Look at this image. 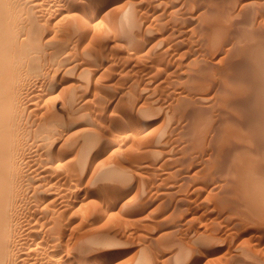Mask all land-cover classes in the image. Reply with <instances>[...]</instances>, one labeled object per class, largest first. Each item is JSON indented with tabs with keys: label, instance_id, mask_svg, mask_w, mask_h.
Segmentation results:
<instances>
[{
	"label": "bare ground",
	"instance_id": "obj_1",
	"mask_svg": "<svg viewBox=\"0 0 264 264\" xmlns=\"http://www.w3.org/2000/svg\"><path fill=\"white\" fill-rule=\"evenodd\" d=\"M89 1H91L93 4L92 9L88 6H84L86 4L81 6L80 0H78V2L76 1V4H69L67 6V8L63 7L65 5L60 6L61 8H59L58 6H53L52 5L53 3L51 4L49 0H0V264H50L53 260H55L54 257L63 248L62 245L58 246L57 243L58 242H59V244H61L62 242L64 243L63 239L66 235L64 232H62V231H64V229L61 228V230H60V226H61L60 221L64 222L65 221L64 215L66 214V211L71 210V208L69 209V207H72V208L74 207V206L69 205V201L75 202V199L74 198H73L74 200L72 199L73 193L71 191H73L75 188H77L76 186H78V185H76L75 188L73 189V185L75 183L78 184V179H79L78 176H80L82 174L81 171H84L83 168L86 170L88 168V170H89V169H93V168L95 169V167H97V166H95V161L98 159V157L105 150L106 144L109 143L110 138L113 139V142H114V138H115L114 136L117 135L116 132H122L123 131V133H125L126 135L128 134L129 136H127V137H130V138H132L134 136H138V135H140L142 138L145 136H148L146 134L148 131L146 133H145V131L147 130V127L149 125V120L144 118L143 115H141V114L139 116L137 114L136 116H138V117H135V115H134L135 118H132L131 120L130 119L127 120V118H126V120L124 118H123L124 120H120L119 118H116L114 116L112 118H116L115 120H118V121L120 120V121L119 122L116 121L117 125L115 127H112L111 125H109V124H111L110 123L111 121L108 122V124H107L108 126H102V124H101L100 125V127L102 128L100 130V131H102L101 134H99V133L95 134L96 132L94 130L98 129V128H94V129L88 128V130L90 129V131L83 130L82 132H84V131L87 132L84 134L80 133V135H79L75 132L77 135H73L75 133H70L69 136L66 135L67 131L71 130L76 125V123H78L76 121V118L78 119V118H80V116H84L85 114H87V112H86L87 108L86 107H88L89 103H96V102H92V101L91 102L89 101V103L87 102L89 100V98H88L89 92H90L89 90H91V88L89 89V87H86V86H88V84L90 85V83L86 82V84H87L86 86L81 85L83 88H85V90L83 88L77 89V87L80 86L81 82L82 83H85V82L82 81V79L80 82V80H74V78H73V77H75V75L77 74L76 72H78V71H79L78 75H80V76L84 75L85 77L87 76V79H88L89 75L94 76L95 70H92V67H93L92 64L87 65V66H92V67H90L92 71L91 70L89 71L88 69L84 68L85 63H87V62L83 63L84 65L82 63H80V61H79L80 64L77 63L79 58H77V60H73V61L69 62V59H72L71 57L74 55V52H75L74 50H76L77 48H78L77 50H80V48H79L80 44L83 41H86V39L85 40L82 39L83 36H80L79 34L75 33L76 31H80V29H81L80 26L83 25V24H80V22L82 23L84 21V20H81L79 22V19L82 16H80V18H78V17H79V15H82V14H78V13L82 12L83 14H88V16L92 20L95 17V13L101 14L100 12H104L103 13L104 16L109 14V16L112 17V20H109V21H112L111 23H112V27L114 28V31H115V29L118 28L119 24L123 25L124 24L123 22H126L129 25L127 31H125V32L123 31L124 33H119V32L115 31L116 34L113 35V38H111V39H113L112 42L119 43V45H121L122 47L127 48V49L132 48L129 52L130 54L128 53V55H130L131 58L132 57H134L135 59L136 58H138V59L147 58V60H148V58L151 59L150 65L148 64L149 67L147 66L148 69H150V70H148V72H150V73L152 70L153 71H155V70L160 71V69L163 70V67H164L162 65L163 62L165 63L166 67H169V69H173L172 72L177 73V75H175L176 73H173V75H175L176 80H179L178 82L181 84L182 88H181V91L177 94L178 95L177 97H172V98H176V99H174L176 101L179 98L178 103L176 102L177 105L175 103V105L177 106V107L175 106L176 114H178L180 116V118H182V120H185L187 122V124H184V123H186V122H184L183 126L193 125V123H194V125H196L195 128H193V132H191L192 130L189 131V132L193 133V134H191L193 136L188 135L187 132H185V133L188 136H191V137H189V139H191V138H192L191 140L195 139V141L193 142V148L197 149L198 152H200V153L202 152L203 153L202 155H205V154L207 155V153H208L207 152L208 150H205V149H207V146L204 147L205 146L204 142L207 141V144L209 143V147L212 143V141H211L212 136L209 133H211V134L217 133L220 130L221 123L224 122L223 125H225L226 122L237 117L236 119L232 120V121H235L236 123L235 122H234V124L231 123V126L236 128L237 130H239L238 127L239 128L242 127L241 121L244 120V118H245V117H243V119L241 121L238 119V118H240V119L242 118V117H238V115L241 116V113L243 112L242 111L240 114H238L240 112L241 108H243L242 110H244V108H246V110H247V108H249V107L252 109H255V108L257 109L260 106V110L257 109L256 111H261L264 108V107H261V105L264 106L263 105L264 104V80H261L264 76V72H262L263 70L261 69V67H262L261 64H263L262 62H264V60H262L264 57L261 59L262 54H264V40H263L264 36L263 37L260 36V34H262L264 32V12H263L264 11V0H223V1L222 0H137V1H133V0H127L126 1L125 0L120 5H118V3H117L119 0H89ZM67 2H70V1L67 0ZM72 2H75V1L71 0V3ZM60 5H61V3H60ZM112 5H117V6H113V9L111 8L108 10L109 6H112ZM89 8L91 9V13L89 12L90 11ZM211 10H218L220 15L218 14V11H216L215 13H217V15L220 16L219 18L224 19L223 21L228 22V24L223 23V24H226L225 26H223L222 24H220L221 19L219 20V18L216 19L215 23H210L211 21L209 22L208 20L204 22L203 19H201L202 16H200V14H202L204 12L206 13V11H207L206 14L209 16L210 15L209 11H211ZM70 11L74 12L71 15V16L75 17V19H76V20H74V22L77 21L80 24V25H78V28H76V29H79V28L80 29L74 30V32H72V31H73L74 27H77V23H71V24H74V27H73V25L69 26L70 28L73 27V28H71L72 30L70 31V33L72 32L73 34H68V35H71L72 37L76 35V39H77V37L80 36L79 39L76 40L77 41L76 44H74V45H78V46L77 47L75 46L76 48L72 49L74 51L72 54H70L71 52H67L68 51V49L66 48L67 43H63L62 41H60V40H64V39L59 38V37L63 36V34H60L59 30L62 28L61 31L64 33L65 29L63 30V28L70 25L69 22L73 21L72 20L73 17L69 16L71 14V13H69ZM231 11L233 13V15H232L233 18L230 16L232 14ZM225 12L230 13V14H227V18H229L228 20H225L227 18L223 17V14ZM257 12L258 13L261 12L260 13L261 20H259L257 22V24H254L255 20H256V16H259V14H257ZM65 13H69V15L66 14V16H65ZM213 13H214V11H213ZM207 15H205V16H207ZM228 16H230V17H228ZM63 18H65V19L67 18L66 21L70 20V21H67V23H65L66 26H64V27H62L63 26L62 23L60 24V21L65 22V20ZM81 19H83V18H81ZM199 19H201V20H199ZM52 22H54L53 28L58 26V25H59L58 28L61 27L59 30L56 29L58 31V33L53 31V29L51 28ZM98 22H102V21L101 20L97 21V24L94 27H97V26L101 27V26H99L100 23H98ZM89 23L90 22H88V24ZM121 23H123V24H121ZM56 24H58V25H56ZM92 25H94V24H92ZM92 25L87 26V28L88 27L93 28ZM101 25H102V23H101ZM105 26H104V28H105ZM115 27H117V28H115ZM67 28H66V32L64 33L65 35H66V33H68ZM70 28H68V29H70ZM126 28L127 27H125V29ZM100 30H102V29L100 28ZM118 30L119 29H117V31ZM161 30H164V31H162L163 33H161ZM51 31H53L54 34H56V35L60 34L61 36H59V37H58V35L54 36L51 33ZM94 31H96V29ZM119 31H121V30H119ZM157 31H158V33H157ZM99 32H104V30L99 31ZM99 32L98 33L93 32V34L94 35L97 34V36L99 37L100 36V35H98V34H100ZM108 33L109 32H107V34ZM156 33L158 35H160V34H164V35H162L163 37H159L157 39L156 37H154V34H156ZM89 34H91V33H89ZM82 35H83V33H82ZM87 35H88V32L86 33V35L84 33L85 38H88ZM109 35H110V33H109ZM263 35H264V33H263ZM91 36H93V35H91ZM104 36H100V39L103 40L102 37H104ZM56 37H58L59 39H56ZM63 38H69V37L65 36ZM92 38L93 37H91V39ZM95 38H93V39H95ZM70 39H71V37H70ZM97 39L98 38H96V40ZM92 40L89 39L90 42H92ZM67 41L68 40H66L64 42H67ZM100 42H102V41H98V44H96V45L98 46L100 44ZM86 44H90V43H86ZM68 45H69V43H68ZM116 46H118V45L116 44ZM87 47L90 48V47H92V45L91 46L87 45L86 49H84V50L82 48V51H84V53H82V52L81 53L87 55L88 59L90 58L88 61H90L92 63V62H94V60H92L95 57L94 53L97 50L94 51L91 48H90L91 50H89ZM93 48H94V46H93ZM97 48H100V47H97ZM103 48H106V47H103ZM77 50H76V52H77ZM120 50H122V49H119V51ZM222 50H223V56H221L219 58V61L215 60L217 62L212 63L213 61L211 62L210 61L211 59L210 60L206 59V57H208V55L210 53H211L210 55H212V57H214L213 55H216L215 54L216 52L222 51ZM81 53L77 52V54H80V55H81ZM112 53H114V52H112ZM77 54L75 53V55H77ZM80 55H78L77 57H80ZM177 55H179V57L181 55L180 58L181 59L183 58L186 60V62H185L186 65L182 64L183 59L181 60L180 58L175 57ZM112 56H113V54H112ZM173 56H174L173 59L177 58L180 60V61H177V63H181L183 65L181 69H179V66L181 64H178L179 66L176 64L174 68L171 67V65L173 66L174 62H170L169 59ZM81 58H82V56L80 57V59ZM99 58H101V55L99 56ZM128 59H130V58H128ZM166 59H168L167 60L168 62L166 61ZM177 59H175V61ZM131 60H133V58ZM84 61H86V60H84ZM143 63H145V62H143ZM67 64H69V65L67 66ZM98 64H100V63H98ZM245 64L248 66V68H250V70H251V68L254 69L253 74L250 73L253 71L249 72L253 76L251 77L250 80L248 79L246 81L243 80V79H245L243 77L245 74L241 73V71L244 72L245 67H247ZM159 67H160V69H159ZM94 69L98 70L99 68L94 67ZM144 71H146V70H144ZM160 72H162V71H160ZM260 72H262L261 75H263V76L262 77L260 76V79L258 80L256 78H259V77H256L254 75H255V73H257L256 75L259 76ZM156 73H158V72H155L152 74H156ZM170 73H171V71H170ZM170 73H168V74L171 77ZM239 73H241L243 75L239 77V75H240ZM84 76H82V77H84ZM149 76L151 77L153 75H149ZM254 77L257 81L254 79ZM79 78L80 77H78V79ZM76 79H77V77H76ZM171 80L174 81V79H171ZM75 81H76V83L78 82L79 85L74 83ZM86 81H88V80H86ZM172 81L170 83H172ZM260 81H263L262 84L260 83ZM95 84H97V83L95 82ZM174 84L175 83H173V85ZM97 85H99V84H97ZM165 85H167V84H165ZM164 87L166 89H168L166 86H164ZM177 87H179V86H176V88ZM79 88H81V87H79ZM93 89H94L93 91H95V88H93ZM119 89L120 88H118L116 90H119ZM173 89L175 90V88H173ZM77 90H79L80 92H77ZM91 92H92V90H91ZM167 92H169V91H167ZM93 93L95 94V92H93ZM254 93H255V95H254ZM120 94H122V93H120ZM250 94L253 95V96H251L252 98L245 100L246 97L249 96ZM168 95H170V94H168ZM91 98H95V97H91ZM248 98H250V96ZM94 101H95V99H94ZM86 103H88V105H86ZM161 103H163V100ZM85 105H86V107H85ZM165 106L163 107V105H162V108H165ZM171 106H172V104H171ZM169 107H170V105L168 106V108ZM94 109H95V107H94ZM231 109H232V112L237 111V109H240L237 113L238 115L236 113H233L236 116H234L233 114H232L233 117L230 116V113H232V112H230ZM233 109H236V110H233ZM168 110H170V109H168ZM168 110H166V111H168ZM248 110H251V109H248ZM127 112L129 115L130 114L129 111H127ZM246 113L245 114L243 113V115L246 116ZM251 113H255L254 117H256V118H257V116H260V113H258V112L257 113L251 112ZM262 113H264V111ZM88 114H89V112H88ZM256 114H257V116H256ZM169 115H167V116H169ZM167 116L165 115V117H167ZM254 117H253V119H254ZM263 117H264V115H263ZM153 118L155 119V117H153ZM246 118H249V116ZM259 118H261L260 120H264L262 117H259ZM72 119H73V121L70 122V120H72ZM97 120H98V118H97ZM179 120L180 119H178V121ZM98 121L101 122L102 120H98ZM232 121H230V122H232ZM245 121L249 122L250 120L248 119ZM93 122H95V121H93ZM258 122H260V121H258ZM101 123H103V125H104L106 122H101ZM249 123L252 124L254 122H249ZM260 124H262V123H260ZM97 125H98V123H97ZM229 125H227V126H229ZM180 127L181 126H179V128ZM186 127H184V128H186ZM189 127H192V126H189ZM243 127H244V125H243ZM249 127L251 128V126H249ZM254 127H252L251 129H253ZM257 127H255V128H257ZM172 128L175 129V126ZM224 128H225V126H224ZM263 128H264V126H263ZM225 129H223V130H225ZM236 129L232 128L231 129L232 131L228 130L229 131L227 133L228 136L226 137L225 142L224 143L222 142L223 144H226L227 147H229V146L231 147V145L234 146L238 143L243 144L244 142L243 143H240V142L244 141L245 139L248 140L246 138V136L243 135V133L240 134L241 132H238ZM251 129H250V131H253ZM115 130H116V132H115ZM188 130L189 129H187L186 131H188ZM241 130H243V129H240L239 131H241ZM260 130L263 131L262 129H260ZM248 131H246V132H248ZM258 131L259 130H257V132L254 134H257V133L262 134V132H258ZM79 132L80 131H78V133ZM111 133H113V134H111ZM114 133L116 135H114ZM148 134H149V132H148ZM176 134H180V133H176ZM181 134L183 135V133H181ZM110 135L112 137H109ZM251 136H253V135H251ZM261 136L264 137V135H261ZM122 137H123V135H122ZM176 137H178V136H176ZM222 137H224V136H222ZM135 138H137V137H135ZM135 138H133L132 143L135 142V140H134ZM173 138H175V137H173ZM181 138H182V136H181ZM256 139H259V140H257L259 142L258 143L259 145L257 146V148H258L261 145L260 143L264 140H262L260 142L261 137H258ZM151 140H149V141H151ZM174 140L176 142V139H174ZM178 140H180V139H178ZM201 140H202V142L204 141L203 142L204 146H202L203 145L202 142L200 143ZM246 140H245V142H246ZM153 141H155V140H153ZM186 141L187 140H185V143H186ZM257 141H254L253 143L255 144V142L257 143ZM249 142H251V140H249ZM172 143H174V142H172ZM119 144H120V142H119ZM140 144L141 143L138 141L137 145H140ZM247 144L249 145L250 143L247 142ZM247 144H245V145L247 146ZM262 144H264V143H262ZM133 145L135 146L136 143H134ZM137 145L135 147H137ZM147 145H148V143H147ZM150 145H151V143H150ZM176 146H178V145H176ZM183 146H184V144H183ZM216 146H215V148H217ZM262 146L263 145H261V147ZM128 147L130 148V147H132V145L131 146L129 145ZM142 147L144 148V146H142ZM203 147H204V149H203ZM178 148H177V150H178ZM245 148L249 149L248 146ZM141 149L138 150V153H140L139 151H141V152L143 151ZM236 149H238V148H236ZM260 149L261 148H258V150H260ZM131 150H133L132 152H134L136 150V148H135V150L133 148H131ZM154 150H151V151H154ZM169 150L167 152H169ZM231 150H233V149H229V151H231ZM253 150H256V148L254 147ZM258 150H256V151L258 152ZM145 151L146 150H144V152ZM158 151H160V150H158ZM210 151H211L210 156L213 155V157H214L215 155H214V153L212 154V149ZM233 151L236 152L235 150H233ZM252 151H250L251 152L250 155H252V153H256V151L255 152H252ZM262 151L264 152V150H262ZM167 152H164V154H167ZM226 152H228V151H226ZM263 152L261 153L262 155H263ZM182 154H181V156L184 155V154L183 155ZM256 154H258V153H256ZM148 155H151V154L148 153ZM154 155H157L156 151H155ZM160 155H161V153H160ZM220 155H222L223 157H217L216 158L217 160L216 161L213 160L212 162H211V160H208V158H211L212 156L211 157L208 156L207 159H204L203 157H201L202 160L199 159L200 157L197 158L199 160H197V159L194 160L193 157H192L193 159L189 158V157L188 158H189V160L192 159L196 164L199 163V165L202 162H204V164H205L206 163L205 161H207L208 163L211 162L212 163V164L210 163L211 165L210 164L208 165L207 163H206L207 165L206 164L204 165V167L207 166V168L205 167V169L209 168L208 170H203L200 167L203 171H205V175H206V173H208L210 171L212 172L213 169L215 170V168L216 169L221 168L222 164L224 163V160L227 159L228 156L225 157L224 153H221L218 156H220ZM233 155L235 157L237 156L235 154H233ZM257 156L259 157V154L256 155V159H259V158H257ZM147 157H149V156H147ZM224 157H225V159H223ZM140 158H141V156L138 159H140ZM251 158H253V157H251ZM147 159L150 160L149 158H147ZM147 159L143 162H146ZM230 159H232V158H230ZM102 160H103V158H102ZM102 160H101V162H102ZM166 160H167L166 158L163 159V162H165ZM172 160H174V158ZM152 161H150V162H152ZM170 161L168 160L169 164H170ZM188 161H186V162H188ZM251 161H253V160H251ZM254 161H256V160H254ZM261 161H263V160H261ZM153 162L156 163L155 161H153ZM230 162H232V161L230 160ZM98 163L100 164V162H97L96 164H98ZM149 163H148V165H149ZM142 164L143 163H141V165ZM145 164L146 163L143 164V166H142L143 168H144ZM151 164L149 165V167L151 166ZM162 164L163 163H161L160 165H162ZM106 165H108V164L106 163ZM106 165H104V166H106ZM139 165H137V166H139ZM160 165H158L157 168H155V169H158ZM165 165H166V163H165ZM171 165H173V164H171ZM175 165H177V164H175ZM101 166L102 165H100V167ZM111 166H109V167H111ZM133 166H135V165H133ZM186 166H182V167H184L183 169H185ZM249 166H251V165H249ZM256 166L246 167V165H243V167H246L245 170H247V172L245 173V171L243 169V172L247 175H244V176H246L245 180H242L243 178L242 179L240 178L241 179L240 180L241 186H240V184H238V185L240 187H242L243 189H245L246 191H250L249 195L251 193L250 197L251 196L254 197L253 204H255L254 205L255 207H261L262 208L264 206V181H263L264 180V173H263L264 171L260 172V174L258 176L257 173L259 171H258V168ZM260 166H262V164ZM139 167L142 168L141 166H139ZM147 167L148 166L145 167L146 171H147V169H146ZM189 167H191V166H189ZM134 168L135 167H133V169ZM160 168H162V167H160ZM163 169H165V168H163ZM176 169H178V168L176 167ZM187 169H188V167H187ZM223 169H225V168H223ZM223 169H221V171ZM232 169H233V167H232ZM98 170H99V168H98ZM105 170H107V169H105ZM142 170H144V169H142ZM112 171L113 170H110L109 172H112ZM129 171H131V170H128V174H129ZM136 171H137V169H136ZM155 171H157V170H155ZM197 171H195L194 173H196ZM223 171H225V170H223ZM85 172L87 173V171H85ZM94 172L92 173L93 175L96 174ZM96 172L98 174V171H96ZM135 172H132V173L136 174ZM214 172H217V171H214ZM218 172H220V171H218ZM229 172L231 173L230 170H229ZM79 173H81V174H79ZM88 173H90V172H88ZM102 173H108V172L105 171ZM119 173H121V172H118L117 170L115 173H111L112 178L114 177V179H115L116 178L115 176H117L119 178H121V177L124 178V174L121 173L120 174L121 177H120V176H118ZM132 173H131V175H133ZM175 173L176 172H174L173 174L175 175ZM199 173H201V171ZM233 173H235V172H233ZM233 173H231L230 176H233L232 175ZM261 173H263V175H261ZM108 174H110V173H108ZM114 174H115V176H114ZM222 174H220V175H222ZM138 175H139V173L136 176L138 177ZM176 175H178V174H176ZM109 176H111V175H109ZM109 176L107 174H105L104 176H101L102 177L101 179H103V177H106V179H107V177H108L110 180H112L111 177H109ZM128 176L129 175H127V177ZM139 176H142V175H139ZM188 176H190V175H188ZM194 176H197V175H194ZM194 176H192V177L194 178ZM226 176H228V174L224 175L225 178H226ZM255 176H257L258 178L262 177L263 180L257 179V177H255ZM77 177H78V179H77ZM93 177L94 176H92V178ZM127 177L125 178L126 179L125 181H128ZM89 178H91V177H89ZM180 178H181V176H180ZM184 178H182V179H184ZM229 178H231V177H229ZM232 178H235V177H232ZM132 179L133 178L131 176V181H132ZM159 179H161V178L159 177ZM79 180H83V179L80 178ZM89 180L90 179H88V181H87L88 184H86V185H89ZM120 180H121V182H125V181H122V179H120ZM139 180H137L138 185L140 182ZM202 180H203V178H202ZM131 181L129 180L128 184L135 183V180H134V182L133 181L131 182ZM156 181H158V180H154L152 182L154 184H151L152 186H154L153 187L154 190L151 189V190H153L152 191L153 193H151V194L148 193L149 195L145 196V197H147L148 200L152 199V197H154L155 195L159 196V200H160V198H161L160 195L162 193L165 194L164 190L160 191L162 188L160 189L159 186L161 187V185H163V186H165V185L168 186V185L162 184V183H164L163 179H161V181H160L162 183H159ZM205 181L207 182V179H205ZM223 181H225V180H223ZM229 181L230 180L228 179V182ZM235 181H237V179L234 180V183H235ZM155 182L157 183V185L155 184ZM228 182L225 184L227 185ZM201 183H204V180ZM208 183L210 184L211 182H208ZM96 184H97V182H96ZM126 185H123V186L126 187ZM127 186H128L127 189L128 190L131 189V191H132L131 187H133V185H127ZM170 186H172V185H170ZM198 186H199V184H198ZM200 186H202V185H200ZM204 186H205V184L203 185V187ZM216 186H218V185H216ZM223 186H224V184L222 185V187ZM134 187H135V185H134ZM183 187H185V186H183ZM183 187H181V188H183ZM187 187H189V186H187ZM203 187H200L202 189L199 188L200 191L203 190ZM194 188L197 189V187H194ZM215 188H217V187H215ZM163 189H165V188H163ZM178 189H179V187H178ZM79 190H80V188H79ZM79 190L76 192H79ZM92 190H94V189H92ZM120 190H122V189H120ZM75 191H73V192L75 193ZM137 191H138V189H137ZM137 191L134 189L135 193H133V191L131 193H133V195H136ZM183 191H185V190H183ZM196 191H198V189ZM237 191H239V190H237ZM125 192H128V191H125ZM143 193H145V192H143ZM76 194H74V196H76ZM84 194H86L85 191H84ZM127 194L129 195V193H127ZM140 194L142 195V192ZM133 195L131 196L132 198H137L136 196L139 195V193H137V195L134 197H133ZM143 195H145V194H143ZM170 195H172V194H170ZM184 195H185V193H184ZM233 195H235V194H233ZM245 195H247V194H244V196ZM78 196H80V195H78ZM164 196L168 202V200H169L168 196L163 195V197ZM172 197H170V198L172 199ZM83 198L86 199V197H83ZM139 198H140V196H138V199ZM155 198H157V197H155ZM195 198H197V197H195ZM142 199L145 200L146 198H142ZM163 199L159 201L160 205L162 204L161 202L164 201ZM256 199H258V200H256ZM79 200H81V199H79ZM180 200H182V199H179V201ZM79 202H81V201H79ZM220 203L221 202H219V204ZM183 204H185V202ZM220 205H222V204H220ZM223 205H225V204H223ZM155 206H157V205H155ZM163 206H165V205H163ZM245 206L247 207V205H245ZM245 206H244V209H246ZM197 207H195V208H197ZM222 207H224V206H222ZM154 208H156V207H154ZM251 208H253V207H251ZM76 209H78V211H81V207L80 208L74 207V210L72 211L71 214L75 213L74 211H76ZM176 209L178 211L184 210L186 213L185 209H182V210H179L178 208H176ZM176 209H174V210H176ZM180 209H181V207H180ZM223 209H225V208H223ZM252 210H254V208ZM184 211H183V213H184ZM231 211L232 210H230L229 212H231ZM247 212H249V211H247ZM254 212H256V211H254ZM259 212H260V214L262 213L261 211H259ZM238 213L240 215L242 214L241 212H238ZM256 213L259 214L258 212H256ZM71 214H69V215L72 216ZM79 214L80 213H78V215ZM263 214H264V212H263ZM75 215L77 216V213H75ZM177 215H178V213H177ZM251 215H252V213H251ZM250 217H252V216H250ZM62 218H64V219L61 220ZM68 218H69V216H68ZM238 218H240V217L238 216ZM256 218H258V217H256ZM70 219H72V218H70ZM244 219H245V216H244ZM66 220H67V217H66ZM76 220H77V218H76ZM262 221H264V218H262ZM74 223H75V221H74ZM241 223H245V221L241 222ZM64 224H65V226H68V225H66V223H64ZM67 224H69V223H67ZM71 224H73V223H71ZM245 224H247V223H245ZM75 225L77 227H78V225L79 226L81 225V227H82V223L81 224L79 223L78 225L75 223ZM75 225H73V226L75 227ZM234 225L236 226V223H234ZM253 225H256V224L254 223ZM257 225L259 226L260 224H257ZM65 226H61V227H65ZM262 226H264V225H262ZM68 227H70V226H68ZM77 227H75L73 229H76ZM73 229H70L71 231H69L72 234L75 232V230L72 232ZM101 232L104 233V231H101ZM71 233H68V234H71ZM93 233H95V232H93ZM93 233H91V235ZM98 233H100V232H98ZM103 233L100 236H102ZM236 233H238V232H236ZM250 233H251L250 236L253 237V234L255 235L257 233H264V231L259 229V227H258V229L253 228V230L250 231ZM81 235H83V234H81V231H80V235H79L80 238H82ZM89 235L85 238L90 239V237H92V236L90 235V237H89ZM97 235H99V234H97ZM260 235L262 236V234H260ZM260 235H259L258 241L261 239ZM72 236H75V235L73 234ZM250 236H248V237L251 239ZM71 237H69L67 239H70ZM78 237H75L76 238L75 240H78ZM104 237H107V236H104ZM56 238L60 239V240L62 239V242H60V240L57 242ZM214 238H216V237H214ZM254 238H257V237L255 236ZM67 239L65 241L66 243H64V246H67ZM210 239H212V238H210ZM71 240H74V239L72 238ZM98 240H99V238H98ZM246 240H247V238H246ZM52 241H54V242H52ZM70 242L68 243V246H69V244L73 245L74 243H76V245H74V247H75V246H77V244L79 245V243L82 242V240L80 242H79V240L75 241L73 243L72 242L70 243ZM84 242L85 241L83 240V243ZM91 242H92V240H91ZM241 242H242L241 245L246 244V242L243 243L244 241H241ZM49 243H52L50 245L55 244L54 248L58 247V251L52 252L51 250H49L48 249L49 247H53V246H50ZM83 245H85V244H83ZM248 245L253 246V244L252 245L248 244ZM248 245H246V246H248ZM238 246H239V244H238ZM243 246L245 247V245H243ZM70 247H72V249L74 248L73 246H70ZM70 247H69V249H70ZM77 247H75L76 249L75 248L74 249L77 250ZM244 247H242V251L245 250V249H243ZM238 248H240V247H238ZM247 248L249 249V246ZM69 249H68V251H63L64 253L67 252L64 255H67V256L70 255L68 253L71 251L75 255H72L73 253H71L72 258H69L70 256H68V257L66 256L67 257L66 258V257L60 255V256L65 258L64 260H62V262L64 264H105L104 263L105 259L102 261H100V260L95 261V259H94V261H86V260L84 261L82 259H84V257H86V256L83 257V256H81L82 254L75 253L74 249L73 250L70 249L71 251H69ZM208 249H207V247H204V245H203V247H201V249H199L196 252L197 257H198V258H195L196 264L200 263V262H204L207 259L206 256L208 254H210V253H208L209 252ZM55 250H57V249L55 248ZM63 250H64V248H63ZM144 251H145V249L143 250V252ZM77 252H79V250ZM87 252L85 254H88ZM143 252L141 254H143ZM253 253H255V252H253ZM259 253L260 252H256L255 254L257 255ZM243 254H248V253L244 252ZM260 255H261V253H260ZM141 257H142V255H141ZM145 257L146 256H144V258ZM150 257H152V256H150ZM51 258H53V259H51ZM86 259H87V257H86ZM92 259L93 258H91L90 260H92ZM149 259H146V260L148 262H150ZM57 260H59V259H57ZM146 260H145V262H146ZM241 260H243V259H241ZM245 260L247 261V258L244 259L243 261H245ZM248 260H253V259L248 258ZM259 260H261V259H259ZM262 260H264V259H262ZM59 261H57V262L60 263ZM227 261H228V259H227ZM238 261H240V260H238ZM243 261H240V262H243ZM256 261H257V259H256ZM256 261H254L255 264L258 263ZM143 262L144 261L142 259V260H139V262H137V263L143 264ZM54 263H56V262H54ZM152 263H153V261H152ZM245 263H247V262H245ZM144 264H148V263H144ZM224 264H226V263H224ZM258 264H260V263H258Z\"/></svg>",
	"mask_w": 264,
	"mask_h": 264
},
{
	"label": "rangeland",
	"instance_id": "obj_2",
	"mask_svg": "<svg viewBox=\"0 0 264 264\" xmlns=\"http://www.w3.org/2000/svg\"><path fill=\"white\" fill-rule=\"evenodd\" d=\"M49 1H50L51 4L53 3L52 4L53 6H58L59 8H61L60 6H62V5H65L63 7L67 8V6L69 4H76V1L78 2V0H73L75 2H72V3H71V0H69L70 2H67V0H53V1L49 0ZM80 1H81L80 2L81 6L86 4L84 6H88V7H90L92 9L93 4H92L91 1H89V0H80ZM123 1H125V0H119L117 2L118 5L122 4ZM133 1H137V0H133ZM60 3H61V5H60ZM113 6H117V5L109 6L108 10L111 9V8L113 9ZM91 9L89 11L90 13H91ZM207 11H206V13H207ZM213 11H214V13H213ZM216 11H218V10L209 11V14H210L209 16L205 12L200 14V16H202L201 19H203L204 22L208 20L209 22L211 21L210 23H215L216 19L220 17V16L217 15V13H215ZM228 12H225L223 14L224 18H227V14H230ZM69 13H71V14L69 15ZM69 13H65V16H66V14L71 16L72 13H74V12L70 11ZM100 13L101 14L95 13V17H94L95 20L94 19L92 20L88 16V14H83L82 12L78 13V14H82V15H79L78 18H80V16H82L81 18H83V19L80 18L79 22L81 20H84V21L82 23L80 22V24H83V25L80 26L81 29L79 28L80 31H76L75 33L79 34L80 36H83L82 39H84V40L86 39V41H83L80 44V46H79L80 50H77L78 48L76 50H77L78 53H81V52L84 53V51H82V48L84 50V49H86L87 45L88 46L92 45V47H90V48L93 49L94 51L97 50L94 53L95 57H94V59H92V60H94V62H92V63L90 61H88L90 58L88 59L87 55L82 54V53L80 55V54H77L76 50H74L75 52L72 50V49H74V48H76L78 46V45H74V44H76V42H77L76 40L79 39V37H80L79 36L76 39V35L75 34H74L75 36H73L74 38L71 35H68V34H73L72 32H74V30H79V29H76V28H78V25H80V24L77 21L74 22V20H76L75 17L71 16V17H73V19H72L73 21L69 22L70 25H68V26H66V24H65V23H67V21H70V20L66 21L67 18L66 19L63 18L65 20V22L60 21V24L61 23L63 24L62 27L66 26L65 28H63V30L65 29L64 30L65 32H66V28L67 27L70 28L69 26H72V25L74 27V24H71V23H77V27H74V28L71 27V28H73V31L71 33H70V31L72 29L71 28L70 29L67 28L68 33H66V35L64 34L65 32L63 33L61 31V29H62L61 27L58 28V26H59L58 24H56L58 26L55 25L56 27H54L55 28L54 29L53 28L54 22H52V27L51 28L53 29V31L58 33L57 30H59L61 28L59 30V32H60V34H63V36L59 37L61 35L60 34H57V35H58V37L60 39H64V40H60V41H62L63 43H67L66 44L67 45L66 48L68 49L67 52H71L70 54H72L74 52V55L73 56L71 55L72 57L70 56L72 59H69V62L73 61V60H77V58H79L77 63H79V61L82 64L87 62V63H85V67L84 68H86V69H88L90 71L91 70L90 67L93 66L92 70H95L94 76L93 75H91V76L89 75L90 78L88 77V79H87V76L85 77L84 75H82V76H84V77H82V76L78 75L79 71L76 72L77 74L75 75V77H73L74 80H80V82H81V79H82V81L85 82V83H82V82L80 83L79 82L80 86H78L77 89H82L83 88L82 86H86L87 85L86 82L90 83V85L88 84V86H86V87H89V89L91 88V90H92V92H91V90H89L91 93L89 92V97H88L89 100L87 102L89 103V101L90 102L92 101V102H96V103H89V105H88V103H86V105H88V107H86V105H85V107L87 108V111H86L87 114H85L84 116H80V118H78V119L76 118V121L78 123H76V125L71 130H68L66 135L69 136L70 133H75V132L77 134H79V135H80V133L84 134V133H87L86 131H90V129L88 130V128H91V129L98 128V129L94 130L96 132L95 134H97V133L101 134V132H102V131H100L102 129L100 127L101 124H102V126H108L107 125L108 122L111 121L110 122L111 124H109V125H111L112 127H115L117 125L116 121H118V120H115L116 118H119L120 120H124V119L126 120V118H127V120L128 119L131 120L132 118L138 117L141 114V115H143L144 118L149 120V125L147 127V130L145 131V133L147 131L149 132V134H148V132L146 133L149 137L145 136V137L142 138L140 135H138V136H134V137L130 138V137H127L129 135L128 134L126 135L125 133H123L122 130H121L122 132H116V130H115L117 135L114 133V135H116V136H114L115 137L114 138V142H113V139L110 138L109 143L106 144L105 150L98 157L99 160L97 159L95 161V166H97V167H95V169L93 168V169H89V170H88V168H87V170L83 168L84 171H81L82 174L79 173V174H81L80 176H78L79 179L82 178L83 180H79L78 177H77L78 184L75 183L73 185V189L75 188L76 185H78V186H76L77 188H75L73 191H75L76 189H77L76 191H78L79 188H80V190H79V192L75 191V193L73 191H71L73 193V194L71 193L73 195L72 199L74 198L75 202H70L69 201V205L77 207V208L81 207V211H78V209H76V211H74L75 213H77V216H76L75 213L71 214L72 211L74 210V207L73 208L69 207V209L71 208V210L68 209L70 212L66 211V214L64 215L65 216L64 218H65L66 222L65 221L64 222L60 221V225L61 226H65L64 223H66V225L70 226V227H68V226L61 227L60 226V230H61V228L64 229V231H62V232H64L66 234L64 239H63L64 243H66L65 242L66 239L71 237L73 234L75 236H72L70 239H67V246H64V243L62 242V239L60 240V239L56 238L57 242L59 240H60V242H62L61 244H59V242L57 244H58V246L62 245L64 250L62 248V250L60 252H58V254L54 257L55 260H53V261L56 262V263H54L52 261L50 264H52V263L53 264H61V263L64 264L62 262V260H64L65 259L64 257L67 256V255H64L67 252L64 253L63 251H68L70 246L74 247V245H76V243H74L73 245L69 244V246H68V243L70 241L73 243V242L78 241V240H79V242L82 240V242H80L79 245L77 244L78 247L75 246V247H77V250H75L76 249L75 247H74L75 249L74 248L73 249H74L75 253H80V254H82L81 256H83V257L86 256L87 257V259H86V257H84V259H82V260H84V261L85 260L86 261H94V259H95V261L96 260L102 261V260L105 259L104 260L105 264H133V263L134 264H139L137 262H139V260H142V259L144 261L143 264L144 263H148V264H196V259L195 258H198L196 252L199 249H201V247H203V245H204V247H207V249L209 248L208 249L209 250L208 253H210V254H208L206 256L207 259L204 262H200V263H197V264H224V263H226V264L227 263L228 264H239V263L240 264H255L254 261H256V259H257L256 262H258L260 264H264V260H262V259H264V256H263L264 255V233H257L255 235L253 234V237L250 236L251 235L250 231H252L253 228L258 229V227H259V229L264 231V226H262V225H264V221H262V218H264V214H263L264 206L262 208L261 207H255L254 206L255 204H253L254 197L253 196L250 197L251 193L249 195L250 191H246L245 189L240 187L241 186L240 180L242 178H243L242 180H245L246 176H244V175H247V174H245L247 172V170H245L246 167H253V166L257 165L256 167L258 168V171H259V172L257 171L258 172L257 173L258 176H259L260 172L264 171V162H263L264 161V156H263L264 152L262 151V150H264V144H262V143H264V141H262V140H264V137L261 136V135H264V133H263L264 132V128H263L264 120H260L261 118H259V117H262L264 119V117H263L264 113H262L264 111V108L261 111H256L257 109L260 110V106L257 109L255 107H254L255 109H252V108L249 107V108H247V110L248 109H251V110L247 111L246 108H244V110H242L243 108L240 107L241 110L237 109V111H233V112H232V109H231L230 112H232V113H230V116H232V117H233V115L236 116L233 113L237 114L238 111L240 110V112L238 113V114H240L243 111L241 113V116L237 114L238 117H242L241 119L238 118L240 121L243 119V117L246 118V117L249 116V118H246V119L244 118V120L241 121V123H242L241 126L242 127L241 128L238 127L239 130L240 129H243V130L239 131L236 128H234L233 126H231V123L234 124V122H235V121H232V120L236 119L237 117L232 119V120H230L232 122H230V121L226 122L225 125H223L224 122L221 123L220 130L217 133H213V134L209 133L212 136L211 137L212 143H211L210 147H209V143L207 144V141H205V142L203 141L205 143V146H204L202 140L200 141V143L202 142V144H203V145L201 144L202 146H204V147L207 146V149H205V150H208L207 151L208 152L207 155L206 154L202 155L203 154L202 152L200 153V152H198L197 149L193 148V142L195 141V139L194 138H193L194 140H191L192 138L189 139V137L193 136V135H191V134H193L191 132H193V128H195L196 125H194V123H193V125H189V126H192V127H189L188 125H186L187 127L183 126V123L186 122V121L182 120V118H180V116L178 114H176L175 106L177 105L179 98L176 101V100H174L176 98H172V97H177L178 96L177 94L181 91V88H182L181 84L178 82L179 80H176L175 75H177V73L176 72H172L173 69H169V67H166L164 62H163L162 65L165 68L162 66L163 70H161L160 67H159L160 71H162V72H160L159 70L156 71L154 69L155 71L152 70L153 72L151 71V73H150V72H148V70H150V69H148V67L150 65L151 59L148 58V60H147V58H145V59L136 58L137 59L136 60L134 57H132L133 60H131L132 58H131L130 55H128V53L130 52V50L132 48H130V49L124 48L121 45H119V43L112 42L113 39H111V38H113V35L116 34V32L124 33L125 31H127L129 25L126 22H123L124 24L121 23L123 25L119 24L118 28L115 27V28H117V29H119L121 31H119V30L117 31V29H115V31H116L115 32L114 28L112 27V23H111L112 21H109V20H112V17L109 16V14L105 15L106 16L105 17L104 14H103L104 12H100ZM231 13H232V11H231ZM260 13L257 12V14H259V16H256V20H255L254 24H257V22L259 20H261ZM218 14L220 15L219 11H218ZM205 15H207V16H205ZM232 15H233V13L230 16L232 17ZM230 16H228V17H230ZM201 19H199V20H201ZM220 19L221 18H219V20ZM228 19L229 18H227L225 20H228ZM100 20L102 22H98V23H100L99 26H101V27H98V26L94 27L97 24V21H100ZM223 20L224 19H221L220 24H222L223 26L228 24V22L223 21ZM88 22H90V23L88 24ZM101 23H102V25H101ZM223 23H226V24H223ZM92 24H94V25H92ZM91 25L93 26V28H91V27L87 28V26H91ZM104 26H105V28H104ZM125 27H127V28L125 29ZM94 28L96 29V31H94L95 30ZM100 28L102 30H100ZM103 30H104V32H99V31H103ZM53 31H51V33L54 36H57L56 34L53 33ZM162 31H164V30H161V33H163ZM81 32L83 33V35H82ZM87 32H88V35H87L88 38H85L84 33L86 35ZM93 32H97V33L99 32L100 34H98V35H100V36H104L105 35L104 36L105 38L102 37L103 40H101L100 36L98 37L97 34L94 35ZM107 32H109L110 35H109V33L107 34ZM89 33H91V34H89ZM157 33H158V31H157ZM157 33L154 34V37H156L157 39L159 37H163L162 35H164V34L158 35ZM263 33L260 34V36L263 37L264 36ZM91 35H93V36H91ZM65 36L69 37V38H63ZM58 37H56V39H59ZM70 37H71V39H70ZM91 37H93V38L96 37V38H98L97 39L98 41H102V42H100L101 45L99 44L97 46L96 44H98V41L96 40V38L95 39L92 38L93 39L92 40ZM89 39L92 40V42H90ZM66 40H68V41L64 42ZM263 40H264V38H263ZM85 42L86 43H90L91 45L90 44H86ZM68 43H69V45H68ZM116 44L118 46H116ZM93 46H94L95 49L93 48ZM97 47H100L101 49L97 48ZM103 47H106V48H103ZM87 48L89 50H91L89 47H87ZM119 49H122V50L119 51ZM112 52H114V53H112ZM75 53L77 55H75ZM112 54H113V56H112ZM215 54L216 55H213L214 57H212V55H210V56L208 55V57H206V59H208V60L211 59L210 61L211 62L213 61L212 63H215V62L219 61V58L221 56H223V50L222 51H218ZM78 55H80V57L82 56L83 59L82 58L80 59V57H77ZM100 55H101V58H99ZM263 55L264 54H262L261 59L264 57ZM175 57L180 58L181 55H180V57H179V55H177ZM128 58H130V59H128ZM173 58H174V56L171 57L170 59L169 58L168 59H169L170 62H174L173 66L171 65V67L174 68L176 64L178 65V64H181V63H177V61H180L179 59L175 58V59H177L175 61V59H173ZM168 59H166V61ZM84 60H86V61H84ZM215 60H217V61H215ZM262 60H264V58ZM143 62H145V63H143ZM185 62H186V60L183 59L182 60V64L186 65ZM98 63H100V64H98ZM262 63L263 64H261V66L264 68V62H262ZM89 64H92V66H87ZM182 64L180 65L181 67L178 65L179 69L182 68V66H183ZM68 65L69 64H67V66ZM94 67L95 68H99V69L96 70V69H94ZM262 67H261V69L263 71L261 69L260 70L262 72H264V69ZM144 70H146V71H144ZM170 71H171V73H170ZM250 71H253V72H250ZM155 72H158V73L152 74V73H155ZM249 72L251 74H253L254 73V69L251 68V70H250V68H248V66H247V67H245L244 72L241 71V73L245 74L243 76L245 79H243V80L246 81L248 79L249 80L251 79V77L253 75H251ZM262 72L259 73L260 74L259 76H257L256 75L257 73H255L254 76L259 77V78H256V79L259 80L260 76L261 77L263 76V75H261ZM168 73L171 74V77H170V75ZM173 73H176V74L173 75ZM241 73H239L240 74L239 77L243 75ZM149 75H153V76L150 77ZM76 77H77V79H76ZM78 77H80V78L78 79ZM263 78H264V76H263ZM263 78L261 80H264ZM85 79L88 80V81H86ZM171 79H174V81H172ZM254 79H255V77H254ZM94 81L97 84H99V85L95 84ZM171 81H172V83H170ZM262 82L263 81H260L261 84H262ZM74 83H76V81ZM173 83H175V84L173 85ZM76 84H78V82ZM165 84H167V85H165ZM175 85L179 86V87L176 88ZM164 86H166L168 89H166ZM79 87H81V88H79ZM172 87L175 88V90ZM93 88H95V91H93L94 90ZM118 88H120V89L116 90ZM83 89L85 90V88H83ZM167 91H169V92H167ZM77 92H80V91L77 90ZM93 92H95V94ZM120 93H122V94H120ZM168 94H170V95H168ZM254 95H255V93H254ZM249 96H250V98H248ZM249 96H247L245 100L251 99L252 98L251 96H253V95L250 94ZM91 97H95V98H91ZM94 99H95V101H94ZM162 100H163V103H161ZM175 103H176V105H175ZM168 104L170 105L169 108H168V106H169ZM171 104H172V106H171ZM162 105H163V107L166 105L165 108H162ZM94 107H95V109H94ZM261 107H264V106L261 105ZM168 109H170V110H168ZM166 110H168V111H166ZM233 110H236V109H233ZM127 111H129V113H130L129 115H128ZM250 111L251 112H256V113L258 112V113H260V116H257V114H256V116H257V118H256V117H254L255 113H251ZM88 112H89V114H88ZM243 113L244 114L246 113V116L243 115ZM137 114H138V116H136ZM134 115H135V117H134ZM165 115L166 116L169 115L170 117L169 116L165 117ZM250 115L251 116L253 115V116L251 117ZM114 116L116 118H112ZM96 117L98 118V120H102L101 122H106V123L103 125V123L98 121ZM153 117H155V119ZM253 117H254V119H253ZM178 119H180L182 122L180 120L178 121ZM248 119L250 120L249 122H254V123L251 124L248 121L246 122L245 120H248ZM71 121H73V119L70 120V122ZM93 121H95V122H93ZM258 121H260V122H258ZM97 123H98V125H97ZM260 123H262V124H260ZM184 124H187V122L184 123ZM227 125H229V126H227ZM243 125H244V127H243ZM174 126H175V129L172 128ZM179 126H181L182 128L181 127L179 128ZM224 126H225L226 129L224 128ZM249 126H251V128L254 127V126L255 127L258 126V127L257 128L254 127L253 129H251ZM184 127H186V128H184ZM231 127L233 129H236L238 132H241L240 134L243 133V135H245L248 140L245 139L246 142H245V140L240 142V143L244 142L243 144H239L238 143V144H236L234 146L231 145V147L230 146L227 147L226 144H223L225 142V140H226V137L228 136V134H227L229 132L228 130L232 129ZM187 129H189V130L186 131ZM223 129H225V130H223ZM250 129L253 130V131H250ZM260 129H262L263 131H261ZM83 130H86V131L82 132ZM257 130H259L258 132H262V134H259V133L254 134V133L257 132ZM78 131H80V132L78 133ZM189 131H191V132H189ZM246 131H248V132H246ZM185 132H187V134L191 135V136H188ZM76 133L73 134V135H77ZM176 133H180V134H176ZM181 133H183V135ZM111 134H113V133H111ZM122 135H123V137H122ZM251 135H253V136H251ZM176 136H178V137H176ZM181 136H182V138H181ZM222 136H224L225 138L222 137ZM109 137H112V136L110 135ZM135 137H137V138H135ZM173 137H175V138H173ZM258 137H261L260 142L261 141L262 142L260 144L263 145L262 147H261V145L258 147V148H261L260 150H258V148H257V146L259 145L258 144L259 142L257 140H259V139H256V138H258ZM133 138H135L134 139L135 142L132 143ZM174 139H176V142H175ZM178 139H180V140H178ZM149 140H151V141H149ZM153 140H155V141H153ZM185 140H187L186 143H185ZM249 140H251V142H249ZM138 141L141 143L140 145H137ZM254 141H257V143L255 142V144H254L253 143ZM119 142H120V144H119ZM172 142H174V143H172ZM247 142L250 143V144L248 145ZM134 143H136L137 147H135L136 145L135 146L133 145ZM147 143H148V145H147ZM150 143H151V145H150ZM183 144H184V146H183ZM245 144H247L249 149L245 148V147H247ZM129 145L130 146L132 145V147L129 148L128 147ZM176 145H178V146H176ZM142 146H144V148ZM215 146L217 148H215ZM204 147H203V149H204ZM254 147L256 148V150H258V152L256 150H253ZM131 148H133L134 150L136 148V150L134 152H132L133 150H131ZM139 148L141 150H143L142 152L139 151L140 153H138V150H140ZM177 148H178V150H177ZM210 148L212 149V154L214 153V155H215L214 157L215 158L213 157V155H211L212 157L210 156V154H211V151H210L211 149ZM236 148H238V149H236ZM229 149H233L236 152H234L233 150L229 151ZM144 150H146V151L144 152ZM151 150H154V151H151ZM158 150H160V151H158ZM168 150H169V152H167ZM155 151H156L157 155H154ZM226 151H228V152H226ZM250 151H252V152L256 151V153L259 154V157L257 156V158H259V159H256V155H258V154L252 153V155H250L251 154ZM147 152L150 153L152 156L148 155ZM164 152H167V154H164ZM262 152H263V155L261 154ZM160 153H161V155H160ZM221 153H224L225 157L228 156L227 159H225V157L223 158V159L226 160V161L224 160L225 164L224 163L222 164L223 167L221 166L220 169H216L215 168V170L213 169L212 172L209 170L210 172L206 173V175H205V171H203V170H208L209 168L205 169V167L207 168V166L204 167V165L206 163L209 165L213 160L216 161L217 157H223L222 155L218 156ZM181 154L183 156H181ZM233 154H235L237 156L235 157ZM140 156H141V158L138 159ZM147 156H149V157H147ZM208 156L211 157V158H208ZM164 157L167 159L165 162H163V159H165ZM188 157L189 158L193 157L194 160L197 159L198 157H200L199 158L200 160H202L201 157H203L204 159L208 158V160H211V162L208 163L207 161H205L206 162L205 164H204V162H202L199 165V163L196 164L192 160L193 158L189 160ZM251 157H253V158H251ZM102 158H103V160H102ZM147 158H149L150 160H148ZM173 158H174V160H172ZM230 158H232V159H230ZM146 159H147V161L143 162ZM199 159H197V160H199ZM101 160H102V162H101ZM152 160L155 161L156 163H154ZM168 160L169 161L171 160L170 164H169ZM230 160L232 162H230ZM251 160H253V161L256 160V161L253 162ZM261 160H263V161H261ZM150 161H152V162H150ZM186 161H188V162H186ZM97 162H100V164L99 163H98L99 165L96 164ZM106 163L108 165H106ZM141 163H143V164L146 163L147 165L145 164L144 168H143L142 167L143 164L141 165ZM148 163H149V165L152 163L150 167H149ZM161 163H163V164L160 165ZM165 163H166V165H165ZM171 164H173V165H171ZM175 164H177V165H175ZM261 164H262V166H260ZM100 165H102V166L100 167ZM104 165H106V166H104ZM133 165H135V166H133ZM137 165L141 166L142 168H140ZM158 165H160L159 168L155 169V168H157ZM243 165H246V167H243ZM249 165H251V166H249ZM109 166H111L112 168L109 167ZM146 166L149 167V168L148 167L146 168L147 171L145 170ZM182 166H186L185 169H183L184 167H182ZM189 166H191V167H189ZM133 167H135L137 169V171H136L135 168L133 169ZM160 167H162V168H160ZM176 167L179 170L176 169ZM187 167H188V169H187ZM232 167H233V169H232ZM98 168H99L100 171L98 170ZM163 168H165V169H163ZM223 168H225V169H223ZM105 169H107V170H105ZM142 169H144V170H142ZM221 169H223L225 171H223V170L221 171ZM243 169H244L245 173L243 172ZM108 170L109 171L113 170V171L109 172ZM116 170L118 172H121L122 174H124V178L120 176L121 173H119V175H118L121 178L115 176V174H114V176L116 178L115 179H114V177L112 178V174L111 173H115ZM128 170H131V171H129V174H128ZM155 170H157V171H155ZM229 170L231 171V173L235 172V173L232 174L233 176H230L231 173L229 172ZM85 171H87V173L88 172H90V173L87 174ZM96 171H98V174H97ZM105 171L110 173V174L102 173V172H105ZM195 171H197V172L194 173ZM200 171H201V173H199ZM214 171H217V172H214ZM218 171H220V172H218ZM93 172L96 173V174L93 175L92 174ZM132 172H135L136 174H134ZM174 172H176L175 175L173 174ZM131 173L133 175H131ZM138 173H139V175H142V176L138 175V177H137L136 175ZM263 173H261V175H263ZM105 174H107L108 176L111 175L109 177H111L112 180H110L108 177H107V179H106V177H103V179H101L102 178L101 176H104ZM176 174H178V175H176ZM220 174H222V175H220ZM227 174H228V176H226V178H225L224 175H227ZM127 175H129L130 177L129 176L127 177ZM188 175H190V176H188ZM194 175H197V176H194ZM92 176H94V177L92 178ZM131 176L133 178L132 181L134 182V180H135V183L128 184V181L129 180L131 181ZM180 176H181V178H180ZM192 176H194V178ZM215 176L216 177L218 176V177L216 178ZM89 177H91V178H89ZM126 177H127L128 181H125ZM159 177L164 180L163 181L164 183L160 182L161 179H159ZM229 177H231V178H229ZM232 177H235L237 179V181H235L236 184L234 183V180H236V179L232 178ZM255 177H257V176H255ZM87 178L90 179L89 180V185H86V184H88L87 183V181H88ZM182 178H184V179H182ZM202 178L204 180V183H201L203 181ZM120 179H122V181H125V182H121ZM205 179H207V182L205 181ZM228 179L230 180L229 182H228ZM257 179L263 180L262 177L261 178L257 177ZM137 180L140 181L139 185L137 184L138 183ZM154 180H158L156 182L168 185V186L165 185L166 187L163 186V185H161V187H160L158 185L160 189L162 188L160 191L164 190V193H165V194L162 193L160 195V197L162 199L164 198L163 200L165 201L166 199H165V196L163 197V195H167L168 198H169L168 202H167V200L165 202L162 201L161 202L162 204L160 205L159 201L162 200V199L160 198V200H159V196L155 195L154 197H152V199H149V200L147 199V197H145V196H148L149 194L153 193L152 191L154 190V188H153L154 186H152L151 184H154V183H152ZM223 180H225L226 182L223 181ZM96 182H97V184H96ZM156 182H155V184L157 185ZM208 182H211V183L209 184ZM227 182H228V184H227L228 186L225 184ZM122 184L123 185H126V184L127 185H133V187H131L133 193H135L134 189L136 191L138 189V191L136 192V195H137V193H139V195H137V196L133 195V193H131L132 192L131 189L128 190L127 189L128 186L126 185V187H125ZM198 184H199V186H198ZM204 184H205V186L203 187ZM219 184L220 185L224 184L225 187L224 186L222 187V185L220 186ZM238 184H240V186ZM134 185H135V187L137 186L136 187L137 189L134 187ZM170 185H172V186H170ZM200 185H202V186H200ZM216 185H218V186H216ZM183 186H185V187H183ZM187 186H189V187H187ZM178 187H179V189H178ZM181 187H183V188H181ZM194 187H197L198 191H196L197 189H195ZM200 187H203V190L200 191V189H202ZM215 187H217V188H215ZM163 188H165V189H163ZM92 189H94V190H92ZM120 189H122V190H120ZM151 189H153V190H151ZM83 190L85 191L86 194H84ZM183 190H185V191H183ZM237 190H239V191H237ZM125 191H128V192H125ZM141 192H142V195L140 194ZM143 192H145V193H143ZM127 193H129V195ZM184 193H185V195H184ZM74 194H76V196H74ZM143 194H145V195H143ZM170 194H172V195H170ZM233 194H235V195H233ZM244 194H247V195L244 196ZM78 195H80V196H78ZM132 195H133V197L136 196L137 198H132L131 197ZM138 196H140L139 199H138ZM83 197H86V199L83 198ZM155 197H157V198H155ZM170 197H172V199ZM195 197H197V198H195ZM142 198H146L147 200L146 199L144 200ZM79 199H81V200H79ZM179 199H182V200L179 201ZM256 200H258V199H256ZM79 201H81V202H79ZM184 202H185V204H183ZM219 202H221L220 204H222V205H220ZM223 204H225V205H223ZM155 205H157V206H155ZM163 205H165V206H163ZM245 205H247V207ZM222 206H224V207H222ZM244 206L246 207V209H244ZM154 207H156V208H154ZM180 207H181V209H180ZM195 207H197V208H195ZM251 207H253L254 210H252L253 208H251ZM176 208H178L179 210L185 209L186 213H185L184 210H183L184 211V213H183V211H178ZM223 208H225V209H223ZM174 209H176V210H174ZM230 210H232L234 213L232 211L229 212ZM247 211H249V212H247ZM254 211L258 212L259 214H260L259 211H261L262 213L259 215V214H257ZM238 212H241L242 216ZM78 213H80V214L78 215ZM177 213H178V215H177ZM251 213H252V215H251ZM69 214H71L72 216H70ZM68 216H69V218H68ZM238 216L240 218H238ZM244 216H245V219H244ZM250 216H252V217H250ZM66 217H67V220H66ZM256 217H258V218H256ZM64 218H62L61 220H63ZM70 218H72V219H70ZM76 218H77V220H76ZM74 221H75V223L77 225L79 223L80 224L82 223V227H81V225L80 226L78 225V227H77L75 225ZM244 221L247 224L241 223V222H244ZM67 223H69V224H67ZM71 223H73V224H71ZM234 223H236V226L234 225ZM254 223L256 225H253ZM257 224H260V225L258 226ZM73 225H75V227H77V228L73 229V228H75ZM70 229H73L72 232L75 230V232L72 234L71 232H69V231H71ZM100 230L104 231V233L101 232ZM80 231H81V234H83V235H81L82 238H80V236H79L80 235ZM97 231L100 232V233H98ZM93 232H95V233H93ZM236 232H238V233H236ZM68 233H71V234H68ZM91 233H93V234L91 235ZM102 233H103V235L100 236ZM89 234L92 237H90ZM97 234H99V235H97ZM260 234H262V236ZM88 235H89L90 239L89 238H85ZM259 235H260L261 239L258 241ZM104 236H107V237H104ZM248 236H250L251 239ZM255 236L257 238H254ZM75 237H78V240H75L76 239ZM214 237H216V238H214ZM72 238L74 240H71ZM98 238H99V240H98ZM210 238H212L213 240L210 239ZM246 238H247V240H246ZM83 240L86 243L85 242L83 243ZM91 240H92V242H91ZM54 241H52V242H54ZM241 241H244L243 243L246 242V244H243V245H245V247L243 245H241V243H242ZM50 244H52V243H49V245ZM83 244H85V245H83ZM238 244H239V246H238ZM248 244H251V245L253 244V246H250ZM54 245H50V246H53V247H49L48 248L52 252L53 251H58V247H55L57 249V250H55ZM246 245L249 246V249L247 248L248 246H246ZM241 246L244 247L243 249H245V250L242 251V247ZM238 247H240L241 249L238 248ZM70 249H72V247H70ZM70 249H69V251H71ZM144 249H145L146 252L145 251L143 252ZM78 250H79V252H77ZM86 252L88 254H85ZM142 252H143V254H141ZM244 252L248 253V254H243ZM253 252H255V253L256 252H260L261 255H260V253L256 255ZM71 253H73V252L71 251V252L68 253V254H70V255H68V256H70L69 258H72L71 256L75 255L74 253L71 255ZM60 255H62L64 257H62ZM141 255H142V257H141ZM144 256H146L147 258L146 257L144 258ZM150 256H152V257H150ZM91 258H93V259L90 260ZM246 258H247V261L246 260L243 261ZM248 258L249 259L252 258L253 260H248ZM51 259H53V258H51ZM57 259H59L60 261L57 260ZM146 259H149L150 262H148ZM227 259H228V261H227ZM241 259H243V260H241ZM259 259H261V260H259ZM145 260H146V262H145ZM238 260L243 261V262H240ZM57 261H59L60 263H58ZM152 261H153V263H152ZM245 262H247V263H245ZM258 263H256V264H258ZM140 264H142V263H140Z\"/></svg>",
	"mask_w": 264,
	"mask_h": 264
}]
</instances>
